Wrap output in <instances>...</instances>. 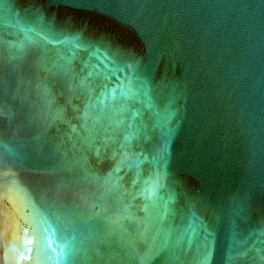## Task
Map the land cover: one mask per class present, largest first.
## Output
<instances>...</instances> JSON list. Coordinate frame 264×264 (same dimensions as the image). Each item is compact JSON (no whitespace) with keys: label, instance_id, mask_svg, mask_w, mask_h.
Listing matches in <instances>:
<instances>
[{"label":"water","instance_id":"1","mask_svg":"<svg viewBox=\"0 0 264 264\" xmlns=\"http://www.w3.org/2000/svg\"><path fill=\"white\" fill-rule=\"evenodd\" d=\"M0 264H264V0H0Z\"/></svg>","mask_w":264,"mask_h":264}]
</instances>
